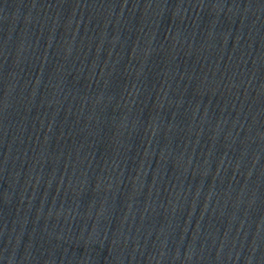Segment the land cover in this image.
I'll use <instances>...</instances> for the list:
<instances>
[{
	"label": "water",
	"instance_id": "95a60500",
	"mask_svg": "<svg viewBox=\"0 0 264 264\" xmlns=\"http://www.w3.org/2000/svg\"><path fill=\"white\" fill-rule=\"evenodd\" d=\"M0 264H264V0H0Z\"/></svg>",
	"mask_w": 264,
	"mask_h": 264
}]
</instances>
